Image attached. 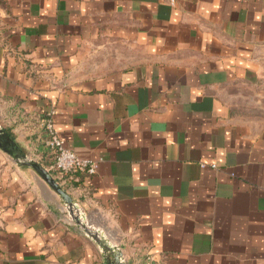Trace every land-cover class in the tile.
<instances>
[{
    "label": "crops",
    "instance_id": "obj_1",
    "mask_svg": "<svg viewBox=\"0 0 264 264\" xmlns=\"http://www.w3.org/2000/svg\"><path fill=\"white\" fill-rule=\"evenodd\" d=\"M0 126L124 264H264V0H0ZM0 264H106L1 149Z\"/></svg>",
    "mask_w": 264,
    "mask_h": 264
},
{
    "label": "water",
    "instance_id": "obj_2",
    "mask_svg": "<svg viewBox=\"0 0 264 264\" xmlns=\"http://www.w3.org/2000/svg\"><path fill=\"white\" fill-rule=\"evenodd\" d=\"M0 149L19 167L33 170L64 202L73 222L88 235L100 248L106 264H124L118 246L98 229L86 222L85 215L72 196L55 180L51 172L36 159L30 158L20 145L0 126Z\"/></svg>",
    "mask_w": 264,
    "mask_h": 264
},
{
    "label": "built area",
    "instance_id": "obj_3",
    "mask_svg": "<svg viewBox=\"0 0 264 264\" xmlns=\"http://www.w3.org/2000/svg\"><path fill=\"white\" fill-rule=\"evenodd\" d=\"M173 4V0H169ZM53 111L47 113L42 121L46 131L45 145L49 149L53 158V168L63 174L83 173L86 175L95 174L98 170L101 159H88L76 155L73 151L64 145V141L57 135L52 122ZM205 167V163H201ZM216 168V164H210ZM141 264H159L158 260L151 253H147Z\"/></svg>",
    "mask_w": 264,
    "mask_h": 264
},
{
    "label": "trees",
    "instance_id": "obj_4",
    "mask_svg": "<svg viewBox=\"0 0 264 264\" xmlns=\"http://www.w3.org/2000/svg\"><path fill=\"white\" fill-rule=\"evenodd\" d=\"M45 133H46V131H45ZM46 136H47V134H46Z\"/></svg>",
    "mask_w": 264,
    "mask_h": 264
}]
</instances>
